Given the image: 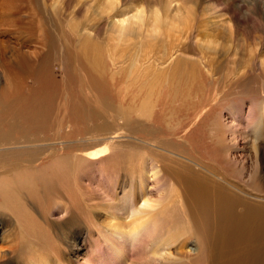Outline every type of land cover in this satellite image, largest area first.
<instances>
[{
	"label": "rangeland",
	"instance_id": "obj_1",
	"mask_svg": "<svg viewBox=\"0 0 264 264\" xmlns=\"http://www.w3.org/2000/svg\"><path fill=\"white\" fill-rule=\"evenodd\" d=\"M254 104L264 132V0H0V264H157L108 231L109 217L122 230L129 215L105 197L157 198L161 184L187 190L190 211L173 214L194 234L181 240L196 247L194 229L213 227L217 252L178 264H240L244 246L225 256L229 238L215 245L217 213L187 214L201 215V181L215 212L257 208L219 197L210 172L264 198ZM106 146L98 163L88 157Z\"/></svg>",
	"mask_w": 264,
	"mask_h": 264
},
{
	"label": "bare ground",
	"instance_id": "obj_2",
	"mask_svg": "<svg viewBox=\"0 0 264 264\" xmlns=\"http://www.w3.org/2000/svg\"><path fill=\"white\" fill-rule=\"evenodd\" d=\"M257 105L258 104H254L252 106L253 109L250 110L251 113L249 118V125L253 126L251 127L253 129L252 134H255L254 137H256L255 145H258V138L262 137V133L264 134V132L262 131L263 127L261 126V123L259 121ZM259 135H261V137H258ZM258 146H260L259 152L262 157V155L264 154V142L259 143ZM102 148H99L101 150H95V152H92L88 157L92 160L97 161L98 163L99 160L102 159L101 157L105 156L108 151L112 150L111 146H106L103 149ZM260 164L262 167L264 166L262 163ZM98 166L99 165H96L95 167ZM156 170L152 172L153 176H157L159 174V172ZM204 176L205 178L209 179L208 181H210L211 184L215 186L214 188H217L219 186V197L225 196V191H228L231 193H229L230 197H236L237 201L238 199L247 200L246 197L253 198L257 201L251 200V202L254 203L253 205L257 208H247L245 206L247 208L246 210L244 209L240 213H234V210L232 213H230V215H225L226 210L222 209L215 212L214 208L212 207L213 199L207 192V187L209 184L201 181L196 183L194 187L191 188L195 200L199 202L201 215L197 218L195 217L194 213L191 215L190 212L189 214H187L188 218H194L196 220L203 219L206 223H210L213 219L214 213H217V215L221 219H223V222L226 227L224 228V230L221 229L216 233L215 245L220 242L224 243L223 241L229 238V240L226 241L223 250H229L230 253H224L225 256L232 254L236 249L235 247L237 244L246 248V250L242 253V255L245 254V257L242 258V262L240 264H257L261 259L260 255L264 252L263 245L259 244L257 247L254 246L257 245L256 240L262 239V237H264V198L262 199L253 194L245 193L241 189L236 188L231 182L227 181L225 178H222L212 172H210L209 175ZM106 178L107 177L102 178V184L106 185L104 186L105 188H108L110 186V188L113 189L115 187V182L112 184L108 182ZM157 184L159 183L157 182ZM117 186L118 185H116V187ZM181 189V193H177L171 186H169L167 190L161 184L160 188L157 191V198H153L151 195L143 193L139 202L138 199L137 201H135L134 199L137 194L136 191H134V193L131 195H123V197L119 199L116 196L118 194H115L116 192L108 194V196L105 197L107 199L105 201V205H107V208H109V210L114 209V207H116V202L120 201V203H123L126 205V207H128V209L126 210H128L127 213L129 215V219L125 218L126 229L122 230H120L119 225L115 221V216L109 217L107 228L108 231L113 232L117 230L116 235L119 236V238L121 237L123 241L127 237H130L131 241L133 242L132 245L137 244V247L145 246L148 247V249L150 247V250L146 251L145 249V251H143V253L140 255L142 263L149 262L151 257V259L155 260V263L157 264H167L168 262L170 264H178L179 262L177 261V258L182 259L185 256L191 257L194 255H201L203 260H205L206 256L217 252L215 248L210 246L213 227L208 225L204 229V231H200L197 228L194 229L198 232L196 235V247H190L188 245L190 238L181 240L183 235L193 232L192 230H188V227L179 226L175 223L176 221L174 219L175 216L173 214V211L178 209L181 204L184 207V210L186 209V211H190V201L187 198L188 195L185 196V192L187 190L185 191L183 187ZM180 194L183 195L184 200H182V196ZM215 202L217 203V206L223 208L221 206L222 202L219 201V198H216ZM229 202L233 204L231 199H229ZM258 213L263 214L259 215ZM256 219H259L260 222L256 223ZM22 224H20V226ZM192 234H194V232L191 233V235ZM123 244L130 245V243L127 242H124ZM196 252L197 254H193ZM106 254L109 255V258H113L114 256L116 257L118 254L117 248H110L108 250V253ZM112 261L117 264H127L129 262V259L127 255L122 254L119 255L118 259H113Z\"/></svg>",
	"mask_w": 264,
	"mask_h": 264
}]
</instances>
